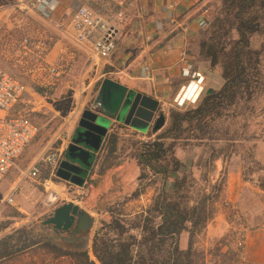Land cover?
<instances>
[{
    "label": "rangeland",
    "instance_id": "374dc122",
    "mask_svg": "<svg viewBox=\"0 0 264 264\" xmlns=\"http://www.w3.org/2000/svg\"><path fill=\"white\" fill-rule=\"evenodd\" d=\"M219 2L213 4L210 12L219 6ZM54 46L55 55L48 56ZM0 67L27 88L14 113L26 115L38 128L37 135L0 185V239L22 227L39 229L55 209L72 202L84 211L93 209V228L88 248L84 249L96 264L100 263L92 253V244L98 231L104 240L127 243L132 237L139 243L143 221L149 217L158 222L157 214L149 211L162 184L159 177L137 181L139 169L132 158V148L136 142L155 140L162 128L147 134L125 128L113 129L107 140L113 134L117 137L115 158L111 159L110 164L102 165L107 154L105 142L84 186L67 184L56 176L52 167L43 165L40 166L39 177L25 178L24 174L33 162L48 152H62L66 148L80 115L93 104L102 81L108 79V73L112 70L104 65V60H92L88 45L74 42L69 24L55 25L53 20L42 18L26 7L25 0H0ZM49 68H55L56 73L50 74ZM36 87L43 88L46 93L38 94L34 91ZM169 111L170 108L162 112L165 124ZM246 132L249 137H255L254 140L233 146L236 155H242L244 179L260 188V184L264 183V163L257 162L255 158L252 160L247 153L254 151L255 157L258 142H264V96L259 98L254 115L246 124ZM209 146L218 150L224 148L225 144L218 142L198 147H205L210 153ZM191 147L196 145L187 149ZM259 150L261 152L262 148ZM185 169L180 171L179 176L183 172L189 174L190 204H194L203 194H210L212 186L221 179L220 173L216 177L208 161L201 168L185 166ZM171 176L172 179L176 177ZM226 178L225 175L224 185ZM170 184L171 181L167 184L168 189ZM14 187L17 190L13 204L3 203L4 197ZM260 201L263 200L248 198L246 210L242 213L233 205L224 203L219 196L212 206V219L221 213L227 224L221 222L210 227L211 219L206 228L195 236L194 264H247L243 255L244 228L253 216H257L252 211L258 213L261 210ZM187 241L188 233H182L179 247L186 249ZM1 264H69V261L53 260L38 250L19 260Z\"/></svg>",
    "mask_w": 264,
    "mask_h": 264
},
{
    "label": "trees",
    "instance_id": "16d2710c",
    "mask_svg": "<svg viewBox=\"0 0 264 264\" xmlns=\"http://www.w3.org/2000/svg\"><path fill=\"white\" fill-rule=\"evenodd\" d=\"M210 14L199 39V54L209 61L212 70H219L223 85L219 90L206 91L193 108L170 109L167 123L155 140L134 144L132 158L139 169L137 181L159 177L162 184L149 211L157 214L158 222L149 217L143 221L139 243L132 237L127 243L104 240L98 231L92 253L100 264H194V238L213 217L212 206L223 190L227 163L236 154L235 144L255 138L248 136L246 124L253 117L259 98L264 96V0H220ZM34 91L46 93L39 87ZM218 142L225 147L216 150L209 146L207 161L215 171V161L222 160L221 179L212 186L210 194H203L190 204V177L186 172L179 176L186 169L175 150ZM106 144L103 166L115 158L117 137L111 135ZM247 156L254 160V151ZM172 174L176 175L173 179ZM260 189L264 191V183ZM182 233H188L186 249L179 247ZM38 250L53 260L67 259L69 264H96L84 248L63 243L43 224L39 229L22 227L2 237L0 264Z\"/></svg>",
    "mask_w": 264,
    "mask_h": 264
},
{
    "label": "crops",
    "instance_id": "0c3cea01",
    "mask_svg": "<svg viewBox=\"0 0 264 264\" xmlns=\"http://www.w3.org/2000/svg\"><path fill=\"white\" fill-rule=\"evenodd\" d=\"M218 0H54L55 8L49 19L55 25L69 24L81 5L90 7L103 21L116 30V50L104 65L110 68L108 79L157 100L160 111L166 112L182 83L180 56L202 70L206 76V90L216 91L223 85L218 69L212 70L209 61L199 54V39L206 28L211 11ZM172 6V8H169ZM123 13V18L118 13ZM55 51V46L48 56ZM148 66V78L142 77V68ZM113 76V77H110ZM132 130V129H131ZM134 131V130H133ZM250 135L252 132H248ZM262 148L260 152L259 149ZM255 160L264 163V142H258ZM187 149V148H186ZM177 148L175 156L185 165L201 168L209 157L205 147ZM216 177L223 168L221 159L215 161ZM137 166V165H136ZM226 183L220 199L245 212L248 198L263 200L261 210L252 214L245 225L243 255L247 264H264V191L243 177V161L234 154L227 163ZM109 175V174H107ZM232 206V207H233ZM245 208V209H244ZM91 216L93 209H85ZM92 217V216H91ZM226 223L224 214L212 219L210 227ZM209 227V226H208Z\"/></svg>",
    "mask_w": 264,
    "mask_h": 264
},
{
    "label": "built area",
    "instance_id": "2783aa9c",
    "mask_svg": "<svg viewBox=\"0 0 264 264\" xmlns=\"http://www.w3.org/2000/svg\"><path fill=\"white\" fill-rule=\"evenodd\" d=\"M26 7L37 12L42 18L49 19L55 8L54 0H25ZM169 8H172L170 6ZM208 17L210 12L204 11ZM123 18V13H118ZM73 40L79 45H88L92 60H106L116 50L114 26L100 19L93 10L81 5L77 8L71 21ZM181 85L173 96L169 108L183 111L195 107L206 93L205 73L195 68L187 59L185 52L180 56ZM54 75L55 68H49ZM150 68H142V77L148 78ZM26 86L17 78L0 67V185L24 153L38 132L36 124L24 114L14 113L26 93ZM61 151L48 152L40 160L33 162L24 174L25 178L36 179L40 174V166L53 169L58 164ZM17 188H12L4 197L3 203L12 205Z\"/></svg>",
    "mask_w": 264,
    "mask_h": 264
},
{
    "label": "water",
    "instance_id": "95a60500",
    "mask_svg": "<svg viewBox=\"0 0 264 264\" xmlns=\"http://www.w3.org/2000/svg\"><path fill=\"white\" fill-rule=\"evenodd\" d=\"M207 92H212V90H207ZM94 102L96 106L101 107L105 115H113L115 113L109 112L105 110V108L107 109V107L112 106L120 107L117 117L118 121H124L125 125L141 134H147L149 131L155 133L163 128L166 122L164 114L160 111V105L157 100L138 92L134 93L133 90H129L127 87L110 79H104L102 81ZM121 103L122 106H120ZM124 114H127L126 120H123L124 118L122 115ZM82 121H88L102 129V131L88 130L89 132L87 135L83 134L87 140L94 141L93 148H97L100 145L101 138L106 134L109 121L88 110L81 114L80 126H83ZM79 137L80 135L74 139V143H79ZM71 148L72 147H69V151H71ZM79 152L81 156H84L83 165L89 167L90 163H88V160L91 155L84 151ZM59 170L74 171L66 168L65 164H62ZM74 173L77 175L76 171ZM57 175L59 174L57 173ZM74 183L78 186L82 185V182ZM93 223L94 219L90 217L86 211L80 209L72 202L65 203L58 207L54 210L50 218L42 222L43 225H53L55 231H67L71 227H74V233L80 229L81 224H85L83 230H88L90 232V229L93 228ZM87 243L88 241L84 248H88Z\"/></svg>",
    "mask_w": 264,
    "mask_h": 264
},
{
    "label": "flooded vegetation",
    "instance_id": "af4514ba",
    "mask_svg": "<svg viewBox=\"0 0 264 264\" xmlns=\"http://www.w3.org/2000/svg\"><path fill=\"white\" fill-rule=\"evenodd\" d=\"M94 103L95 102H93V104L89 108L88 107L85 108L83 112L86 110L91 111L92 113L98 116H102L109 121V126L106 129V134L101 138L100 145L97 148H93L94 141L87 140L83 134L87 135L89 132L88 130L102 131V129L96 127L94 124L88 121H82L83 126H80L79 125V122L81 120V115H80L77 124L70 136V142L68 143L66 148L62 151L59 162L54 168V172L59 179L63 180L67 184L74 185L77 187L84 186L87 183V179L90 175L91 170L93 169L94 163L96 161V157L98 153L102 150L103 145L107 140V137L110 135L113 129H117V128L131 129L129 126L124 124V121L122 122L118 121L117 117L119 114L120 107L118 108L117 106L115 107L112 106V107H107V109L105 108V110L109 112H115L113 115H105L103 114V110L101 109V107L96 106ZM120 106H122V103ZM122 116L124 118L123 120H126L127 114H124ZM78 135H80L78 139L79 143H74V139H76ZM69 147H72L71 151H69ZM79 151H84L91 155V157L88 160V163H90L89 167H85L83 165L82 162L84 161V156L83 155L81 156ZM62 164H65L66 168H69V170L71 169L74 171L73 172L60 171L59 169ZM75 171L77 172V175L74 173ZM57 173L59 175H57ZM74 182H82V185L78 186ZM44 226H47L60 241L74 248H84L86 242L89 239V235L92 231V229H90V232L88 230H83V228H85V224H81L80 229L76 233L73 232L74 227H71L67 231H55L53 225H44Z\"/></svg>",
    "mask_w": 264,
    "mask_h": 264
}]
</instances>
